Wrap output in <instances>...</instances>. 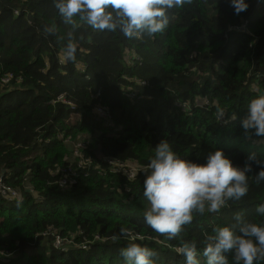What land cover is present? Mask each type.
Here are the masks:
<instances>
[{"label": "trees", "instance_id": "trees-1", "mask_svg": "<svg viewBox=\"0 0 264 264\" xmlns=\"http://www.w3.org/2000/svg\"><path fill=\"white\" fill-rule=\"evenodd\" d=\"M248 4L236 14L229 0H188L167 11L163 32L129 39L78 18L65 24L53 0H0V180L22 193L16 204L0 194V264H125L120 249L131 242L153 250L154 264H185L177 248L194 242L206 264L213 229L235 225L236 213L264 222L255 177L264 163L247 161L264 162V136L241 125L251 86L264 91V0ZM245 21L251 35L233 30ZM69 39L74 62L62 61ZM163 139L196 162L220 148L252 164L244 197L194 213L173 239L145 224L144 176L129 168H146ZM66 179L74 183L60 188Z\"/></svg>", "mask_w": 264, "mask_h": 264}, {"label": "clouds", "instance_id": "clouds-1", "mask_svg": "<svg viewBox=\"0 0 264 264\" xmlns=\"http://www.w3.org/2000/svg\"><path fill=\"white\" fill-rule=\"evenodd\" d=\"M187 2L188 0H53L65 24L76 27L78 18L94 30L119 29L129 39L143 35L151 37L163 32L168 25L167 11ZM229 4L236 14L249 6L248 0H229ZM247 26L249 21L233 30L251 35ZM45 31L53 32L54 29L46 28ZM76 52L77 44L69 39L63 48L62 61L74 62ZM175 107L188 109L186 104L180 102ZM246 108L247 114L241 121L242 128L246 133L253 130L256 136H264V91L256 92ZM221 121L223 123L220 125L226 127L236 120L233 117ZM247 161L264 163L257 159L255 153L249 154ZM141 171L144 176L143 196L149 205L144 212V222L153 231L173 239L184 225L192 222L194 213L202 215L205 211L218 212L227 201L244 197L248 192V175L252 171V164L246 162L243 167L237 166L220 148L209 152L202 163L196 162L181 157L163 139L155 145L154 155ZM255 177L258 183L264 181V167H261ZM256 212L259 216H264V203L257 206ZM234 219L235 225L217 227L213 229L214 234L205 238L202 255L206 258V264H229L228 253H232L233 264H261L264 261V222L244 221L242 213H236ZM127 232L128 229L121 227L120 235H126ZM117 239L118 236L114 235L113 241ZM177 252L184 257L185 264H200L194 242H183ZM120 255L125 264H154V251L139 243H128L120 249Z\"/></svg>", "mask_w": 264, "mask_h": 264}, {"label": "built area", "instance_id": "built-area-1", "mask_svg": "<svg viewBox=\"0 0 264 264\" xmlns=\"http://www.w3.org/2000/svg\"><path fill=\"white\" fill-rule=\"evenodd\" d=\"M9 80L10 79L6 77V78H3L1 81L4 83L3 85H6L9 82ZM73 183H74L73 180L66 179L60 182L58 185L60 186V188L66 189V188H69ZM0 194H1V197L8 203H14L21 196V193L19 190L13 188L12 185H10L9 183H6L3 179L0 180ZM56 246H58L57 248H62L63 250H65V248L62 247L60 241L56 242Z\"/></svg>", "mask_w": 264, "mask_h": 264}, {"label": "rangeland", "instance_id": "rangeland-1", "mask_svg": "<svg viewBox=\"0 0 264 264\" xmlns=\"http://www.w3.org/2000/svg\"><path fill=\"white\" fill-rule=\"evenodd\" d=\"M18 13V14H17ZM16 15H19V11H16V13H15ZM255 90H256V86H254L253 87ZM82 137H86V135H81ZM84 138H82V139H80L79 141L76 139L75 141H71L70 142V147H72V149H73V147L74 146H77V145H79V144H81L82 143V140H83ZM78 141V142H77ZM69 143V142H68ZM129 168H131V169H133L134 171H140V170H143V169H145V168H139V166L137 165V164H134V165H131ZM27 187L26 188H28L29 187V185H26ZM56 247H58V246H56ZM30 252L29 253H35V251L34 250H29ZM169 263H171V262H169Z\"/></svg>", "mask_w": 264, "mask_h": 264}, {"label": "crops", "instance_id": "crops-1", "mask_svg": "<svg viewBox=\"0 0 264 264\" xmlns=\"http://www.w3.org/2000/svg\"><path fill=\"white\" fill-rule=\"evenodd\" d=\"M254 86H256L255 84H253L252 86H251V89L253 90V91H258V88L256 87V90L253 88ZM11 178H9V180H10Z\"/></svg>", "mask_w": 264, "mask_h": 264}]
</instances>
